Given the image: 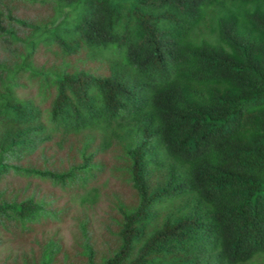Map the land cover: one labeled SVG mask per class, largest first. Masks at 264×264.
Instances as JSON below:
<instances>
[{"label": "trees", "instance_id": "trees-1", "mask_svg": "<svg viewBox=\"0 0 264 264\" xmlns=\"http://www.w3.org/2000/svg\"><path fill=\"white\" fill-rule=\"evenodd\" d=\"M0 251L264 264V0H0Z\"/></svg>", "mask_w": 264, "mask_h": 264}, {"label": "rangeland", "instance_id": "rangeland-1", "mask_svg": "<svg viewBox=\"0 0 264 264\" xmlns=\"http://www.w3.org/2000/svg\"><path fill=\"white\" fill-rule=\"evenodd\" d=\"M31 16H35V14L32 12ZM22 29V28H20ZM34 90L36 91V88L34 86H30L29 90L26 91V94L28 95H34ZM28 92V93H27ZM27 95V96H28ZM75 190V189H74ZM70 193V192H65L64 195H58V198H62V203L64 204H69L70 206V217H74V216H80V215H84L85 211L83 209V207H81L80 204V198L78 197V193L75 191ZM74 194V195H73ZM76 197V198H75ZM47 204L51 207L53 206H57L56 201H54L56 198L53 197H47ZM74 198V200H73ZM104 200V199H103ZM106 201H104V204H102L100 207H98L93 214L94 215V220H95V224L96 227L98 228L97 230H99L98 233L101 234H105L106 237L109 236V228L110 226L113 224L112 218H110L109 213H107L108 208L105 205ZM74 228V225H72L71 221L69 222V225L67 226V228H63L62 230V237H64L65 241L68 243V245H72L74 244V239H73V235H72V229ZM42 236L39 235L38 238L40 239ZM7 253V252H6ZM5 252H1L0 251V256H5L7 255ZM16 254L19 253V249H16L15 251Z\"/></svg>", "mask_w": 264, "mask_h": 264}]
</instances>
